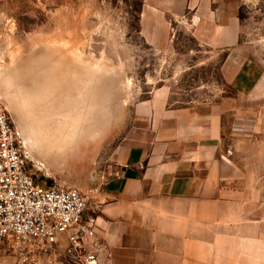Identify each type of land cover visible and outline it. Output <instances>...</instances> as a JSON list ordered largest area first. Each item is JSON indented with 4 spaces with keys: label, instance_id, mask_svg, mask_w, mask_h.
Masks as SVG:
<instances>
[{
    "label": "crops",
    "instance_id": "crops-1",
    "mask_svg": "<svg viewBox=\"0 0 264 264\" xmlns=\"http://www.w3.org/2000/svg\"><path fill=\"white\" fill-rule=\"evenodd\" d=\"M179 24L225 51L232 95L174 106L169 84L155 87L132 103L110 175L86 168L62 182L97 205L85 218L100 264H264V0H140L149 48H169Z\"/></svg>",
    "mask_w": 264,
    "mask_h": 264
},
{
    "label": "rangeland",
    "instance_id": "rangeland-1",
    "mask_svg": "<svg viewBox=\"0 0 264 264\" xmlns=\"http://www.w3.org/2000/svg\"><path fill=\"white\" fill-rule=\"evenodd\" d=\"M139 4L0 3V103L38 183L63 184L86 168L105 173L128 125L132 103L163 83L171 87L169 102L174 106L232 95L218 69L224 50L199 46L183 24L174 27L169 48H149L137 34ZM230 121L225 116L226 126ZM231 137L225 146L229 153L236 145ZM61 140H68L62 153L53 152L54 143ZM88 200L89 212L95 203ZM6 259L16 263L0 244V260Z\"/></svg>",
    "mask_w": 264,
    "mask_h": 264
},
{
    "label": "built area",
    "instance_id": "built-area-1",
    "mask_svg": "<svg viewBox=\"0 0 264 264\" xmlns=\"http://www.w3.org/2000/svg\"><path fill=\"white\" fill-rule=\"evenodd\" d=\"M88 201L75 186L35 180L0 103V244L15 264H54L58 258L70 264H100L96 253L101 243L89 237L91 218H85Z\"/></svg>",
    "mask_w": 264,
    "mask_h": 264
},
{
    "label": "bare ground",
    "instance_id": "bare-ground-1",
    "mask_svg": "<svg viewBox=\"0 0 264 264\" xmlns=\"http://www.w3.org/2000/svg\"><path fill=\"white\" fill-rule=\"evenodd\" d=\"M66 143H68V140L66 141ZM65 141L61 140V141H58L56 143H54L53 147H52V150L53 152H56V153H60L61 152V149H62V145L65 144ZM68 146V145H67ZM62 153V152H61ZM56 157V156H55Z\"/></svg>",
    "mask_w": 264,
    "mask_h": 264
},
{
    "label": "water",
    "instance_id": "water-1",
    "mask_svg": "<svg viewBox=\"0 0 264 264\" xmlns=\"http://www.w3.org/2000/svg\"><path fill=\"white\" fill-rule=\"evenodd\" d=\"M48 184H50V183H48Z\"/></svg>",
    "mask_w": 264,
    "mask_h": 264
}]
</instances>
